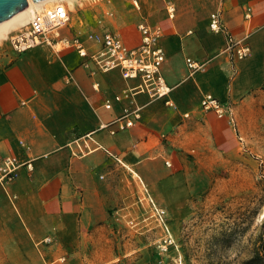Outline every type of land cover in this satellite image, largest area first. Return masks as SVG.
<instances>
[{
	"label": "crops",
	"instance_id": "obj_1",
	"mask_svg": "<svg viewBox=\"0 0 264 264\" xmlns=\"http://www.w3.org/2000/svg\"><path fill=\"white\" fill-rule=\"evenodd\" d=\"M137 1L138 7L132 0H75L50 42L24 52L11 46L0 57V157L32 161V170L23 167L0 185V261L84 264L80 251L110 225L116 193L146 194L153 210L182 213L192 177L234 149L233 122L264 94V0ZM214 12L224 25L219 34L209 28ZM141 23L162 29L166 98L141 92L140 76L125 79L119 68L102 71L92 60L85 66L72 46L78 40L94 53L101 44L89 36L109 31L134 48ZM229 38L245 40L250 55L235 58ZM187 59L207 62L205 70L191 74ZM206 95L227 107L224 118L202 108ZM126 107L141 108L135 126L114 134L101 128Z\"/></svg>",
	"mask_w": 264,
	"mask_h": 264
},
{
	"label": "rangeland",
	"instance_id": "obj_2",
	"mask_svg": "<svg viewBox=\"0 0 264 264\" xmlns=\"http://www.w3.org/2000/svg\"><path fill=\"white\" fill-rule=\"evenodd\" d=\"M70 1L62 3L74 10L75 0ZM19 30L0 26V57ZM239 116L232 124L236 146L208 160L206 174L192 177L193 194L186 209L176 215L166 211L167 228L156 220L146 194L116 193L110 225L98 231L94 243L85 244L79 260L84 264H240L250 258L264 236V94L256 95ZM17 260L1 259L0 264L32 262Z\"/></svg>",
	"mask_w": 264,
	"mask_h": 264
},
{
	"label": "built area",
	"instance_id": "obj_3",
	"mask_svg": "<svg viewBox=\"0 0 264 264\" xmlns=\"http://www.w3.org/2000/svg\"><path fill=\"white\" fill-rule=\"evenodd\" d=\"M132 1L134 6L138 7V1ZM167 9L170 17H173L175 6L168 2ZM69 19V10L59 3L47 13L37 14L31 18L24 29L11 35L10 44L15 51L24 52L43 42H50L48 34L65 25ZM138 28L141 32V43L134 48L128 47L119 35L109 31L102 35L89 36L101 44L100 49L94 53H89L78 40H74L72 46L81 57L86 59L85 66L92 60L102 71L119 68L125 79L140 76L143 80V84L139 86L141 92H147L152 99L166 98L171 87L167 84L161 69L166 58L160 45L162 29L159 26L152 27L146 23L139 24ZM209 28L215 34L224 32V25L218 12L210 15ZM65 45H69V41H65ZM227 50L237 59L246 58L251 53L249 44L243 39L229 38ZM206 64L207 62L187 59V66L191 74L205 70ZM128 96L129 93L126 92L117 95L115 99L120 101L123 97ZM201 106L206 111H214L218 118H224L228 114L227 107L212 95H206L201 101ZM105 107L108 109L111 107L110 101L106 102ZM140 110V107H126L119 117L110 123L101 125V128H108L113 134L117 130L131 128L135 126L136 120L140 119ZM115 126L117 128H114ZM167 165L170 163L167 162ZM23 167L32 170V161H18L11 156L0 157V185L14 181L19 175V170ZM154 211L158 223L167 228L165 210L154 207ZM45 242L50 243L51 240L48 238Z\"/></svg>",
	"mask_w": 264,
	"mask_h": 264
},
{
	"label": "bare ground",
	"instance_id": "obj_4",
	"mask_svg": "<svg viewBox=\"0 0 264 264\" xmlns=\"http://www.w3.org/2000/svg\"><path fill=\"white\" fill-rule=\"evenodd\" d=\"M27 1L28 4L23 10L11 16L10 18L2 21L0 23V26H3L4 29L11 28V30L12 29L19 30L25 27L29 22V20L33 18L35 15L47 13L49 10H51L55 5L59 4L60 2L64 6L66 5L62 2L66 1L68 4H71L70 2H72L70 0H42V1L27 0Z\"/></svg>",
	"mask_w": 264,
	"mask_h": 264
},
{
	"label": "water",
	"instance_id": "obj_5",
	"mask_svg": "<svg viewBox=\"0 0 264 264\" xmlns=\"http://www.w3.org/2000/svg\"><path fill=\"white\" fill-rule=\"evenodd\" d=\"M27 4V0H0V23L23 10Z\"/></svg>",
	"mask_w": 264,
	"mask_h": 264
},
{
	"label": "trees",
	"instance_id": "obj_6",
	"mask_svg": "<svg viewBox=\"0 0 264 264\" xmlns=\"http://www.w3.org/2000/svg\"><path fill=\"white\" fill-rule=\"evenodd\" d=\"M254 254L240 264H264V236L259 237Z\"/></svg>",
	"mask_w": 264,
	"mask_h": 264
}]
</instances>
